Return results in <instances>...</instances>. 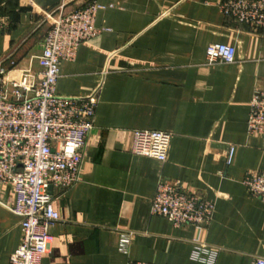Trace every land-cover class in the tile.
I'll list each match as a JSON object with an SVG mask.
<instances>
[{
	"label": "crops",
	"instance_id": "obj_1",
	"mask_svg": "<svg viewBox=\"0 0 264 264\" xmlns=\"http://www.w3.org/2000/svg\"><path fill=\"white\" fill-rule=\"evenodd\" d=\"M221 1L0 0V67L31 75L59 13L103 7L94 21L103 31L59 65L56 94L96 92L97 103L78 182L50 192L59 220L40 264H199L189 259L195 230L150 214L161 181L213 204L200 240L218 249L215 264L264 259V202L242 184L246 173L264 175V134L246 130L250 101L264 92V30L223 15ZM210 44L234 47V62L206 65ZM134 131L171 134L166 161L133 154ZM13 201L0 182V264H11L22 239Z\"/></svg>",
	"mask_w": 264,
	"mask_h": 264
},
{
	"label": "built area",
	"instance_id": "obj_2",
	"mask_svg": "<svg viewBox=\"0 0 264 264\" xmlns=\"http://www.w3.org/2000/svg\"><path fill=\"white\" fill-rule=\"evenodd\" d=\"M103 7L90 2L63 14L46 33L36 57V75L11 67H0V182L12 187L14 201L7 210L19 219L22 239L10 255L11 264H40L49 248V230L59 220L49 188L67 189L79 180L82 150L93 128L96 92L83 98L62 97L55 92L61 62H71L79 45L97 36L94 21ZM219 10L238 24L264 30V0H222ZM106 31V30H105ZM235 49L225 44L205 48V64H231ZM16 77H11V73ZM246 130L249 136L264 134V92L250 101ZM132 153L164 162L171 134L134 131ZM235 147L225 152L229 166ZM250 197L264 202V175L246 173L243 180ZM213 204L186 192L178 183L161 181L150 203V214L167 220L174 228L192 227L189 259L199 264H215L218 249L200 240L211 222ZM132 234L125 233L119 251L125 253ZM128 264H152L129 262ZM252 264H264L257 258Z\"/></svg>",
	"mask_w": 264,
	"mask_h": 264
},
{
	"label": "water",
	"instance_id": "obj_3",
	"mask_svg": "<svg viewBox=\"0 0 264 264\" xmlns=\"http://www.w3.org/2000/svg\"><path fill=\"white\" fill-rule=\"evenodd\" d=\"M52 188H49V192H51ZM51 194V193H50Z\"/></svg>",
	"mask_w": 264,
	"mask_h": 264
}]
</instances>
